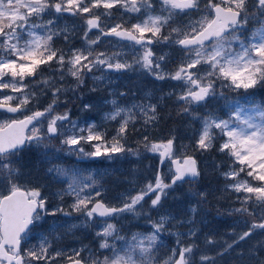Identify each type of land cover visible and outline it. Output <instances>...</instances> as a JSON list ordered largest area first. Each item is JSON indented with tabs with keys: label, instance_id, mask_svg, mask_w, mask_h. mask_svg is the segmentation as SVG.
<instances>
[{
	"label": "snow or ice",
	"instance_id": "6c2138e0",
	"mask_svg": "<svg viewBox=\"0 0 264 264\" xmlns=\"http://www.w3.org/2000/svg\"><path fill=\"white\" fill-rule=\"evenodd\" d=\"M156 3L159 14H154ZM117 8L139 14L137 22L126 26L122 17L120 22L111 25L102 21V17H112V10ZM99 9L104 11L98 12ZM65 13L84 19L86 29L81 48L70 46L65 50L53 45L57 36L63 35L65 41H69L72 29L58 23ZM180 14L189 17L188 22L172 26ZM193 14H198L199 18L191 19ZM46 16L52 18L45 19ZM249 25L253 27L249 29ZM166 27L170 30L163 35L162 29ZM93 29L99 32L94 39L89 37ZM101 37L117 38L109 43L118 50L97 51L95 46ZM160 43L179 46L184 53L174 72H165L161 66L165 55L157 56L153 51L152 46ZM136 65L158 80L180 82L183 90L177 95V101L183 102L185 113L193 112V105L202 106L215 98L218 83L221 88L245 90L264 84V0H0V112L6 115L0 119V183L7 188V194L0 193V264H54L60 257L65 258L66 264H194L196 245L182 243L179 237L184 233H174L177 247L170 250L167 258L161 261L158 255L163 247L161 234L169 231L167 225L174 218L162 215L152 220L149 217L151 231L133 233L131 239L119 236L117 225L110 222L125 214L141 215L138 206L143 209L145 197L150 199L151 208L162 206V198L168 195V190L186 178L200 175L193 156L184 152L178 154L175 137L152 142L144 136L141 143L147 151L159 153L161 165L170 161L168 173L158 171L154 182L149 181L135 194H125L119 205L106 203L97 181L78 171L49 169L68 177L67 188L58 195L61 199L72 198L71 212L62 207L49 212L47 198L39 188H28L17 181L19 169L14 158L25 148L47 147L56 138L68 146L70 152L85 157L113 158L126 151L138 155V150L125 147L129 125H134L138 118L145 125L155 123L158 119L156 104L143 102L124 107L115 100L110 101L113 109L105 114V119L118 121L111 138L94 123L81 127L70 119L68 111H56L60 96L79 88L87 74L101 71L102 75H94L93 79L102 81L109 71L131 70ZM41 66L58 72L59 81L70 76L75 84H58L52 76L44 77L39 71ZM37 76L40 79L25 83L28 78ZM37 88L39 91L35 90ZM46 91L51 92V102L42 110L30 111L27 106L32 101L38 103ZM150 96L148 94L145 100ZM28 111L30 114H25ZM17 113L23 118H15ZM194 118L201 121L197 148L207 151L218 137H226L219 151L232 157L233 165L240 166L222 173L226 180L233 181L225 188L239 194L236 199L241 206L233 211L248 216H253L256 208L260 212V222L253 220L246 231L217 252L216 255L222 257L240 241L251 238L257 229L264 230V106L245 109L237 103L227 119L214 112ZM84 145H90L92 151H86ZM191 211L195 213L196 209L193 207ZM56 212H63L65 216L82 214L83 226L95 225L99 220L102 224L96 233L101 238L99 247L110 250L112 255L100 259L87 246L73 249L71 254L51 251L52 244L46 237L39 245L23 246L30 226ZM76 227V224L68 226L69 230ZM186 235L192 237L195 232L189 230ZM109 238L124 243L116 248L108 242ZM261 246L264 247V242ZM84 252L88 255L83 256ZM200 264H216V257L203 254Z\"/></svg>",
	"mask_w": 264,
	"mask_h": 264
},
{
	"label": "rangeland",
	"instance_id": "374dc122",
	"mask_svg": "<svg viewBox=\"0 0 264 264\" xmlns=\"http://www.w3.org/2000/svg\"><path fill=\"white\" fill-rule=\"evenodd\" d=\"M206 2V0H202ZM156 12L159 14V4H155ZM99 9L98 12H103ZM112 17H102V21L109 25L120 22L121 17L126 21V26L136 23L137 13H125L123 9H113ZM86 15V14H85ZM52 18L46 16L45 19ZM198 14H193L191 19H198ZM189 17L183 14L175 18L176 23L172 26H180L186 24ZM58 23L63 27L65 24L72 29L69 41H65L63 35L54 37L53 45L56 48L83 47V35L86 29L84 19L80 16H71L67 13L63 14ZM253 25H249L251 29ZM169 28L162 29V34L167 35ZM99 35L97 29H93L89 33L90 38ZM101 37L100 42L95 46L97 51L111 52L117 51L113 43ZM125 43V42H124ZM153 51L157 56L165 55V60L161 62V66L165 72H174L181 62L184 53L179 46H168L160 43L153 45ZM126 52L129 49H124ZM131 61V55L128 57ZM44 77L52 76L57 79L58 84L74 85L75 81L72 77L66 76L64 81H59V73L47 66H41L39 70ZM102 75L101 71L94 70L85 76L84 83L75 91H68L60 96L57 112H69L70 119L77 121L81 127L94 123L99 129L106 130L108 137L111 138L115 134L118 121H108L105 114L112 111L113 105L110 101L115 100L118 105L131 107L136 103L150 102L157 105L158 119L155 123L145 125L143 120L138 118L134 125H129L125 147L134 151L138 150V155L129 152L115 154L113 158L106 156L96 157L85 164L79 159H90L79 153L68 150V146L62 145L59 138L53 139L47 147L31 146L23 150L14 158L15 165L19 169L17 181L22 186L28 188H39L42 195L47 198V207L49 212H54L57 208H64L66 212H71L70 205L73 200L69 196L60 198L61 193L67 188L68 177L59 175L56 171L49 169L62 168L69 171H78L84 176H92L97 181V186L106 203L119 205L125 194L131 192L135 194L146 183L153 181L157 172L168 173L170 161H165L163 165L160 162L159 153L147 151L143 143L144 136L149 141H162L161 123L165 115V110L171 102H177V95L183 90L182 85L178 81L171 79L158 80L147 70L141 69L138 65L131 70H122L120 72L109 71L106 78L102 81H95L93 76ZM40 79L39 76L28 78L25 83L32 80ZM250 89H231L217 87V95L215 98L209 99L202 106L193 105L194 111L186 113L184 118V129L175 146L179 152H184L198 160L200 170V178H206L207 181L201 184L191 185L189 182L177 184L168 190V195L162 198L161 205L157 208H151V202L145 197L141 215L125 214L120 218L111 220L119 229V236L131 239L133 233H147L151 231L149 217L152 220H158L160 216L167 215L174 218L167 225L169 231L161 234L160 243L163 247L159 250L161 261L170 255V250L177 247V237L174 233L180 232L185 235L179 237L184 244L194 242L196 248L193 251L194 264H200V257L203 254L216 257V264H262L264 262V230L257 229L251 238L240 241L233 250H229L222 257L217 256V252L221 251L226 243H232L237 239L239 234L246 231L251 222L255 220L260 222L259 208H256L253 216L242 215L233 211L234 208L240 207L239 201L236 199L237 193L231 189H226L225 185L233 181L226 180L222 175L231 167L239 168V164L233 165V158L224 152L219 151V145L226 139L218 137L214 141V146L207 151L199 150L196 146V140L201 128V121L198 118L209 112L227 119L233 109L239 103L245 109L260 106L247 94ZM42 87V86H41ZM39 91V89H35ZM8 92L9 90H4ZM171 93V95H169ZM223 93V95H221ZM11 94V93H9ZM151 94L149 100L145 97ZM52 100L51 92L39 98V102L32 101L27 107L28 109L44 108ZM76 103L69 105L71 101ZM91 105L85 108L84 105ZM71 111V112H70ZM6 116L0 115V119ZM86 151H92L90 145H84ZM214 152L211 154V150ZM213 157H212V156ZM210 176V179H208ZM244 174L241 173V177ZM170 178V177H169ZM251 181V178H248ZM220 180L219 182H217ZM201 181V180H200ZM167 182V179H166ZM253 183H257L252 181ZM0 193L7 194V188L0 183ZM196 211L193 213L192 208ZM250 211L253 206L249 205ZM84 217L82 214L72 213L71 216H65L63 212H56L55 215H45L43 219L33 225L28 238L23 242L25 247H33L42 242V238L46 237L52 244L51 251L63 250L67 254H71L73 249H80L87 246L100 259L105 255L111 256L112 253L107 249H100L99 244L101 238L96 233L101 230L102 224L99 220L95 225L89 224L83 226ZM247 221V223H245ZM76 224L78 227L69 230L68 226ZM55 225H63V227H55ZM189 230L195 232V236L186 235ZM171 233V234H170ZM211 240L212 243H208ZM110 244H114L116 248L123 245V240L109 238ZM87 256L88 253H82ZM65 258L60 257L54 264H65Z\"/></svg>",
	"mask_w": 264,
	"mask_h": 264
},
{
	"label": "trees",
	"instance_id": "16d2710c",
	"mask_svg": "<svg viewBox=\"0 0 264 264\" xmlns=\"http://www.w3.org/2000/svg\"><path fill=\"white\" fill-rule=\"evenodd\" d=\"M249 94L253 100L257 101L261 106H264V84L258 85L254 90H249L246 92ZM184 104L182 101L171 102L165 112L161 123V134L162 141H166L169 138L175 137V141H178L183 133L184 129V118L186 113L182 111ZM71 112V111H70ZM214 152V149L211 150V154ZM212 156V155H211ZM213 157V156H212ZM210 179V176H208ZM201 180V181H200ZM207 181L206 178H199L197 182L204 183ZM218 180L217 182H219ZM191 185H196V182H189Z\"/></svg>",
	"mask_w": 264,
	"mask_h": 264
},
{
	"label": "flooded vegetation",
	"instance_id": "af4514ba",
	"mask_svg": "<svg viewBox=\"0 0 264 264\" xmlns=\"http://www.w3.org/2000/svg\"><path fill=\"white\" fill-rule=\"evenodd\" d=\"M109 40H116V39H114V38H110ZM37 108H34V109H29L30 111H34V110H36ZM39 109H41L42 110V108H39ZM30 111H28V112H26L25 114H30ZM0 115H4V116H6L5 114H3L2 112H0ZM7 115H9V114H7ZM15 118H23L22 117V115L21 114H17V115H15ZM51 142H53V141H51ZM90 161H87L86 160V162H84L85 164H87V163H89Z\"/></svg>",
	"mask_w": 264,
	"mask_h": 264
},
{
	"label": "water",
	"instance_id": "95a60500",
	"mask_svg": "<svg viewBox=\"0 0 264 264\" xmlns=\"http://www.w3.org/2000/svg\"><path fill=\"white\" fill-rule=\"evenodd\" d=\"M108 38H111V37H108ZM115 38V37H114ZM128 43V42H127ZM93 158H96V157H93ZM196 159V158H195ZM80 161H84L85 159H79ZM197 161V160H196ZM197 170L199 171V169H198V163H197ZM198 178H199V176L198 177H195V178H186L185 179V181L184 182H186L187 180H189V181H197L198 180ZM184 182H181V183H184ZM32 226V225H31ZM31 226H30V228H31Z\"/></svg>",
	"mask_w": 264,
	"mask_h": 264
},
{
	"label": "bare ground",
	"instance_id": "6f19581e",
	"mask_svg": "<svg viewBox=\"0 0 264 264\" xmlns=\"http://www.w3.org/2000/svg\"><path fill=\"white\" fill-rule=\"evenodd\" d=\"M77 101L75 100V101H71L70 103H69V105H72V104H74V103H76Z\"/></svg>",
	"mask_w": 264,
	"mask_h": 264
}]
</instances>
